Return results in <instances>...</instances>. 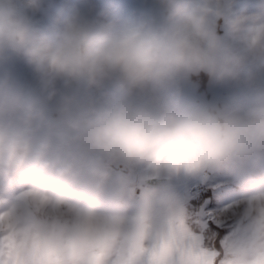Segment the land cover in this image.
Segmentation results:
<instances>
[{"label": "clouds", "instance_id": "clouds-1", "mask_svg": "<svg viewBox=\"0 0 264 264\" xmlns=\"http://www.w3.org/2000/svg\"><path fill=\"white\" fill-rule=\"evenodd\" d=\"M209 173L219 246L174 190ZM0 264H264V0H0Z\"/></svg>", "mask_w": 264, "mask_h": 264}, {"label": "rangeland", "instance_id": "rangeland-1", "mask_svg": "<svg viewBox=\"0 0 264 264\" xmlns=\"http://www.w3.org/2000/svg\"><path fill=\"white\" fill-rule=\"evenodd\" d=\"M73 2V0H46L49 12H53L55 7ZM99 8L104 4H114L120 7H131L140 0H92ZM37 20L41 24L48 22V17L38 15ZM19 69L27 73L24 65H19ZM234 90L209 84L207 77L202 76L199 80L198 88L195 92L191 89L186 90L185 95L191 99L207 104H223L227 101ZM174 190L187 201L188 206L193 212H198L200 204L206 197L210 198L209 207L206 208V218H204L205 234L219 246L220 241L231 230L232 221L227 217L220 216L219 213L224 206L239 191V184L233 178L222 174L209 173L200 178L181 177L174 184Z\"/></svg>", "mask_w": 264, "mask_h": 264}, {"label": "water", "instance_id": "water-1", "mask_svg": "<svg viewBox=\"0 0 264 264\" xmlns=\"http://www.w3.org/2000/svg\"><path fill=\"white\" fill-rule=\"evenodd\" d=\"M209 204H210V198L209 197H206L203 202L200 204L199 208H198V213H202L204 218H206V213H205V210L206 208L209 207Z\"/></svg>", "mask_w": 264, "mask_h": 264}]
</instances>
